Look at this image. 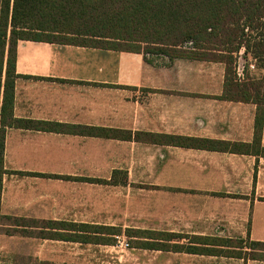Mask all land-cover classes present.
<instances>
[{
	"label": "crops",
	"instance_id": "1",
	"mask_svg": "<svg viewBox=\"0 0 264 264\" xmlns=\"http://www.w3.org/2000/svg\"><path fill=\"white\" fill-rule=\"evenodd\" d=\"M6 61L7 49L3 73ZM246 65L250 76L264 75L252 59ZM16 74V118L95 129L6 128L0 216L32 220L34 262L264 264L181 248L264 242V116L258 129L257 104L223 97V63L19 40ZM84 224L103 228L91 233L99 240L79 237Z\"/></svg>",
	"mask_w": 264,
	"mask_h": 264
},
{
	"label": "trees",
	"instance_id": "2",
	"mask_svg": "<svg viewBox=\"0 0 264 264\" xmlns=\"http://www.w3.org/2000/svg\"><path fill=\"white\" fill-rule=\"evenodd\" d=\"M19 40L130 51L150 56H167L170 59L221 62L225 65L226 77L223 97L257 104V126L258 129L262 128L264 75L261 78L250 76L245 65L242 78L238 74V66L240 58L247 59L251 56L255 66L264 69V0H2L0 198L3 175L7 173L4 169L7 127L95 133V129L89 127L18 119L14 116L15 81L18 77L16 51ZM6 49V70L3 73ZM104 132L112 136L118 133L114 130ZM147 136L154 142L182 147L237 150L236 145L200 138L151 134ZM141 137L135 136L136 139ZM127 138H131V135ZM16 227L24 226L19 224ZM79 227L86 232L84 236H79L84 241L99 240L91 233L103 229L87 224ZM167 237L172 239L176 236L168 234ZM207 240L212 242V247L181 248L264 260V242L249 238L235 241Z\"/></svg>",
	"mask_w": 264,
	"mask_h": 264
},
{
	"label": "rangeland",
	"instance_id": "3",
	"mask_svg": "<svg viewBox=\"0 0 264 264\" xmlns=\"http://www.w3.org/2000/svg\"><path fill=\"white\" fill-rule=\"evenodd\" d=\"M1 2L2 0H0V12ZM251 59V56L242 59V65H246ZM19 224L24 227H16ZM31 226L30 219L21 221L0 217V264H44L34 262L36 260L32 258V241L29 240L32 230L28 229Z\"/></svg>",
	"mask_w": 264,
	"mask_h": 264
},
{
	"label": "built area",
	"instance_id": "4",
	"mask_svg": "<svg viewBox=\"0 0 264 264\" xmlns=\"http://www.w3.org/2000/svg\"><path fill=\"white\" fill-rule=\"evenodd\" d=\"M252 67H253V65H252ZM123 244H124V246H125L126 248H129V247H130V245H129L128 242H124Z\"/></svg>",
	"mask_w": 264,
	"mask_h": 264
}]
</instances>
